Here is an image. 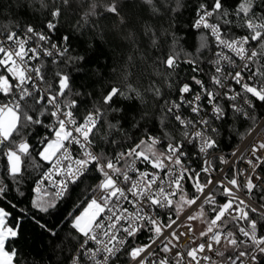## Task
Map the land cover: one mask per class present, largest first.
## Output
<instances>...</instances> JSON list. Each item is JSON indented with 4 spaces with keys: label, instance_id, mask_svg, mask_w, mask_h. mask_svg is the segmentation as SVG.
Wrapping results in <instances>:
<instances>
[{
    "label": "snow or ice",
    "instance_id": "6c2138e0",
    "mask_svg": "<svg viewBox=\"0 0 264 264\" xmlns=\"http://www.w3.org/2000/svg\"><path fill=\"white\" fill-rule=\"evenodd\" d=\"M173 2L175 7L168 6V0L161 4L140 0L142 9L157 13L164 7L166 13L178 15L182 0ZM19 6L22 11L30 7ZM39 7L47 12L46 23L0 24V155L7 160L5 171L19 183L25 158L39 166L38 158L50 168L41 184L53 174L63 176L55 192L32 201L33 221L56 236L55 227L41 223L43 217L37 219L35 213L58 212V205L86 185L76 204V208L85 205L83 210L75 214L73 209L65 217L77 234L72 237L77 241L72 264H169L167 255L160 258L161 252L173 254L176 264H237L238 260L245 264L242 257L255 261L256 256L248 251L235 256L226 252L245 245L264 253V187L253 179H264L256 171L264 165V157L256 156L264 150V142L251 148L255 160L247 163L252 173L243 182L229 178L208 158L195 166L188 149L212 156L219 148L217 121L226 123L233 115L253 119L258 107L264 114V0H206L198 5L193 27L208 30L215 45V59L207 62V83L198 78L203 70L198 57L188 54L182 60L175 50L162 51L159 37L152 32L151 47L160 55L142 53L140 63L131 55L114 57L111 75L85 71L89 83L80 85V90H76L73 72L87 69L90 58L72 55L71 35L54 41L52 33L59 31L63 16L75 12L74 29L93 32L95 47L102 48L106 37L114 43L100 17L107 19L105 13L111 14L113 30L121 25L126 28L122 0H39ZM235 28L243 33L237 34ZM149 31L145 25V33ZM127 38L133 39V34ZM170 38L174 43L178 39L175 33ZM200 47L209 48V44L205 40ZM182 63L190 66L192 75L187 82L177 83L174 77L178 69L183 71ZM101 83L107 86L97 89ZM185 110L190 114L185 115ZM74 148L79 155L73 154ZM215 159L227 163L224 157ZM215 172L221 173L216 179ZM89 180L93 183L86 184ZM40 190L38 185L37 193ZM7 191L8 186L0 182V200H7ZM254 194L256 199H249ZM218 195L223 203L217 204ZM193 205L194 214L180 221L187 231L178 233L173 225L185 206ZM205 205L214 206L208 220H203ZM161 209L168 222L161 221ZM27 211L21 209L13 225L9 223L12 213L0 206V264H24L16 242ZM173 212L175 219L169 215ZM197 219L206 228L195 237L197 230L186 221ZM240 221L246 222L238 229L244 240L231 230L225 232L229 222ZM168 229L172 230L165 236ZM144 232L149 233L148 242L135 243ZM182 237L192 243L196 238L206 239L185 252L174 251ZM208 253L222 259L216 261Z\"/></svg>",
    "mask_w": 264,
    "mask_h": 264
},
{
    "label": "trees",
    "instance_id": "16d2710c",
    "mask_svg": "<svg viewBox=\"0 0 264 264\" xmlns=\"http://www.w3.org/2000/svg\"><path fill=\"white\" fill-rule=\"evenodd\" d=\"M202 2H206V0H182L183 7L179 10V14L176 15L166 13L164 7H161L157 13H153L147 8L142 9L140 0H122L123 15L128 26L125 28L121 25L118 29L113 30L112 21L115 20V17L108 13H105L107 19L100 17L103 24L109 29V36L114 40V43H108L106 37L102 48H97L92 43L93 32L84 29H74L73 24L77 18L75 12H70L58 21L59 31L53 32L52 36L55 41L62 35H71L72 55L79 54L90 58L87 69H83L79 73L73 72L76 77V90H80V85L89 83L88 77L84 75L85 71L89 75L92 73H103L105 76L111 75L110 69L114 64V57L126 58L131 55L137 63H140L142 53L146 57L160 55L156 48L151 47L152 32H155L157 37H159L158 47H161L162 51L175 50L182 60L187 59L188 54L198 57L203 69L198 74V78L203 79L207 83L209 75L207 62L213 58L212 48L215 45L213 38L206 30L193 27L197 19L198 5ZM229 2L234 3L235 0H229ZM21 3L30 7L22 11L19 6ZM157 3L161 4L162 0H157ZM0 5L3 6L0 7V24L8 25L13 22H19L21 24L31 23L33 26H37L47 22V12L39 7V0H19V3L17 0H0ZM168 6L175 7L173 0H168ZM145 25L150 26L151 31L145 33ZM234 31L237 34L243 33V30L239 28H235ZM130 32L133 34V39L131 40L127 38ZM161 32H164L163 36L160 35ZM172 33H175L178 38L175 43L170 38ZM205 40L208 42L209 48L200 47ZM117 44L121 45L119 49L116 48ZM84 49H87V51H84ZM147 63L151 64L152 62L147 60ZM117 68H119V65H117ZM181 69L183 71L178 69L179 75L174 77L177 83L181 80L187 82L192 75L188 64L182 63ZM148 71L151 72V68ZM96 78V76H92L93 80ZM106 86V84L101 83L97 85V89ZM172 93V98H175V86L172 89ZM81 111L83 112V110ZM185 112L187 111L185 110ZM263 117L264 114L258 107L254 112L253 119L237 118L233 115L228 118L226 123L217 121L215 126L218 128L219 133L216 137L219 148L215 152L228 153L237 147ZM188 150L193 153L192 157L194 158L195 148L190 147ZM2 151L0 150V152ZM198 157L196 159L201 162L200 157ZM36 164L39 166H33L32 162L25 158V171L22 176L18 177L19 183H17L5 171L7 165L6 157L0 155V182L8 186L7 200H0V206L5 207L6 210L12 213L13 219L9 223L13 225L15 224V217L20 214V210H28L23 219L20 239L16 242V247L24 264H69L70 257L75 252V245L77 244V241L72 239V237L77 234L71 229V225L65 217L73 209H75V214L83 210L85 205L76 208V204L82 194H84L86 185L76 188L71 199L65 200L58 205V212L53 211L50 214L35 213L37 219L43 217L41 223H47L49 228L55 227L57 235L53 236L48 231L40 228L32 219L34 210H31V203L38 197L34 193V186L38 178L49 166L47 162H40L38 158ZM91 183H93L91 180L86 182V184ZM187 190L189 195H191L192 189L190 186H188ZM21 192L23 195L20 194ZM7 201L16 204L17 208L10 207ZM221 202H223L222 199L217 200V204ZM212 207L214 206L206 205L205 207L209 216L213 214L211 211ZM231 231L235 232L234 229ZM145 237L144 232L139 235L136 241L145 242ZM261 264H264V261Z\"/></svg>",
    "mask_w": 264,
    "mask_h": 264
},
{
    "label": "built area",
    "instance_id": "2783aa9c",
    "mask_svg": "<svg viewBox=\"0 0 264 264\" xmlns=\"http://www.w3.org/2000/svg\"><path fill=\"white\" fill-rule=\"evenodd\" d=\"M204 30V29H203ZM208 33L209 31L206 30ZM210 34V33H209ZM211 36V35H210ZM212 37V36H211ZM213 38V37H212ZM216 51H220L219 48H216ZM227 51V50H225ZM229 55H231V53H228ZM212 59H215V57L213 56ZM240 61L237 58V64H239ZM209 111H210V106H209ZM185 115H189L190 113L185 112ZM264 142V117L259 121V123L245 136V138L237 145V147H235L234 149H232L231 151H229L228 153H224V152H213L212 156H208L205 157V154H198V149L195 148L196 153H194V158L192 157V161L195 162V166H199L200 162L196 159L197 156L200 157V160L202 161L203 158H208L209 160L212 161L213 163V167L218 168V169H223L225 172H227V175L229 178L231 177H237L238 180L240 182H243L244 180L247 179L248 174L252 173V168L251 166L247 163V161L249 159H253L255 160V157L252 155L251 152V148L253 146H258L259 143ZM233 153H235V155H233ZM73 154L74 155H79L78 151L74 148L73 149ZM256 156H262L264 157V150L258 151L256 153ZM198 157V158H199ZM215 157H224L225 160H227V163H222L221 160L219 159H215ZM65 164L71 163V161H65ZM231 169V170H230ZM50 168L48 166V168L45 170L44 173H46L47 171H49ZM259 175L261 177H264V165H261V167L259 169L256 170ZM243 172L244 175H239V173ZM43 173V174H44ZM43 174L38 178V180L35 183L34 186V193L36 195H44L45 192L48 193H52L56 191V182L58 180L63 179L62 175H57V174H53L52 178L50 180L44 181L43 184H41L40 182L43 180ZM221 175V173L219 172H215L213 173V178L216 179ZM253 179L255 180V182L259 185H261V187H264V179L262 180H256L255 176H253ZM40 186V192L37 193L36 188L37 186ZM241 195H243V193H241ZM179 195H177L175 198H177ZM256 195L254 194L252 197H250L249 199L251 200H255ZM223 200L224 202V198L221 196H217V200ZM221 202V203H223ZM125 207H128L130 211H132V207L131 205H128L127 203H125L124 205ZM206 205L204 206L205 209ZM196 210V206L193 205L191 208L187 207L185 209V211L180 215L179 220L177 221L176 225H173V229H175L178 233L179 232H186L187 231V227H182L180 226V221H185L186 216L189 213H193ZM165 210L161 209V215H160V219L163 222H168V216L164 215ZM206 212V216L203 218V220H208L210 218H212L213 214L211 216L208 215L207 211ZM169 215L172 216L173 219H175V214L174 213H170ZM203 220L201 219H197L195 221H186L187 224H191L193 226L194 229H196V233H194L195 237H198V230L199 229H203L206 228V224L203 222ZM241 226H246V222L240 221V222H229L227 224V228L225 229V232L228 230H235L236 236L238 240H244L245 238L242 236V234L239 232V227ZM172 229H168L165 231L164 235L167 236L168 235V231H171ZM121 235H123V233H121ZM146 237L144 238L145 242H140V241H135V243H146L148 242V235L149 233L145 232ZM206 238H196L195 239V243L190 242L189 237H182L181 240L179 241V245L178 247H176L174 249V251H179V252H185L188 250V248L195 246V244H198L200 242H203ZM160 241H157V244H159ZM251 242H249L250 244ZM173 244H176V241H173ZM160 247H163V245H160ZM217 247H221V246H217ZM153 248H156V245H153ZM159 250V249H157ZM238 251H248L251 254L256 256V260L252 261L250 259V257H242L241 260H243L245 262V264H261L264 261V253H260L258 250H256L254 247H247L245 245H240L239 249L237 250H229V252H226V255L231 254L233 256H235L237 254ZM209 255L213 256V259L216 261H220L222 258L221 257H217L215 256L213 253H208ZM76 255V250L73 253L72 256ZM165 255H167L168 260H169V264H176V258H174L173 254L168 253L165 254L163 252L160 253V258H163ZM69 264H72L71 259L69 261ZM203 264H208V262H203ZM237 264H241V261L238 260Z\"/></svg>",
    "mask_w": 264,
    "mask_h": 264
},
{
    "label": "rangeland",
    "instance_id": "374dc122",
    "mask_svg": "<svg viewBox=\"0 0 264 264\" xmlns=\"http://www.w3.org/2000/svg\"><path fill=\"white\" fill-rule=\"evenodd\" d=\"M37 196H42V195H37ZM179 198V196L177 197V198H175V199H178ZM187 208V206H185V209Z\"/></svg>",
    "mask_w": 264,
    "mask_h": 264
},
{
    "label": "bare ground",
    "instance_id": "6f19581e",
    "mask_svg": "<svg viewBox=\"0 0 264 264\" xmlns=\"http://www.w3.org/2000/svg\"><path fill=\"white\" fill-rule=\"evenodd\" d=\"M54 39V38H53Z\"/></svg>",
    "mask_w": 264,
    "mask_h": 264
}]
</instances>
